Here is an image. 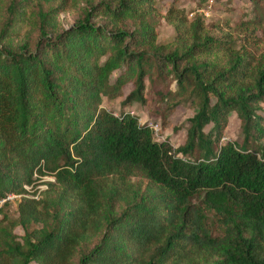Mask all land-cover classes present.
Here are the masks:
<instances>
[{"label": "trees", "instance_id": "trees-1", "mask_svg": "<svg viewBox=\"0 0 264 264\" xmlns=\"http://www.w3.org/2000/svg\"><path fill=\"white\" fill-rule=\"evenodd\" d=\"M85 1L60 26L57 6L0 0V199L54 177L16 216L0 206V264H264V144L247 145L264 138V53L174 3L162 42L156 0ZM129 83L122 108L196 106L177 152L101 106ZM231 111L238 145L220 142Z\"/></svg>", "mask_w": 264, "mask_h": 264}, {"label": "rangeland", "instance_id": "rangeland-1", "mask_svg": "<svg viewBox=\"0 0 264 264\" xmlns=\"http://www.w3.org/2000/svg\"><path fill=\"white\" fill-rule=\"evenodd\" d=\"M33 8L47 9L49 6H57L59 9L56 18L60 26H66L72 23L79 15L82 14L87 3L85 0H32ZM170 3H174L178 8H183L188 11V17L202 16L205 25V30L209 34L220 35L224 32H231L232 36L237 37L246 42L247 48L254 51L256 55L264 53V22H260L257 17H254L256 12L264 8V0H156L158 9V24H157V40L166 42L173 38V26L164 18L166 8ZM5 9L0 8L1 17L5 18ZM26 16L30 10H25ZM257 18V19H256ZM255 19V20H254ZM26 30V29H25ZM22 31L21 35L25 33ZM20 35V36H21ZM132 88L129 83L123 88V95L114 99L103 98L102 107H105L116 114H120L122 110L133 111V114L138 117V122L157 123L159 125L158 135H153L154 139L167 140L170 145L178 151L187 139V128L190 124L189 117L197 110L196 106L190 101H183L168 110L165 108L160 110V103L153 101L147 102L145 105L140 102H132L122 108L121 99ZM164 107V106H163ZM162 107V108H163ZM258 112L264 117V101L259 103ZM242 122L235 111L229 112L228 123L223 130L220 142H233L240 144L243 140ZM210 127L205 126V130ZM264 144V138L251 137L247 143L250 148ZM50 174L41 176L35 179L30 192L33 190H42L45 185V180H50ZM131 181L145 185L146 179L141 175L131 176ZM39 184V185H38ZM17 198L9 200L3 208L12 216H16ZM208 221L212 219L210 210H205ZM18 234L22 233L20 228H16ZM34 264V263H31Z\"/></svg>", "mask_w": 264, "mask_h": 264}, {"label": "built area", "instance_id": "built-area-1", "mask_svg": "<svg viewBox=\"0 0 264 264\" xmlns=\"http://www.w3.org/2000/svg\"><path fill=\"white\" fill-rule=\"evenodd\" d=\"M113 113L115 115H117L115 112H113ZM130 113L133 114V111H131ZM148 126L150 127V129L152 131V134L158 135L160 127H159V125L157 123H149ZM50 176H51V177H49L50 180H53L54 179L53 175H50ZM39 178H41V176ZM32 184H25L24 187H25V189L27 191L22 193V194H18V193H9V194H7L5 197L0 199V204H3L7 200H13L14 198H18V197H20V195H26V196L35 197V198L38 197L40 191L37 192L38 190L36 189V190H33V191L30 192V190H29L30 189L29 187L32 186ZM44 187L46 188V183H45Z\"/></svg>", "mask_w": 264, "mask_h": 264}]
</instances>
